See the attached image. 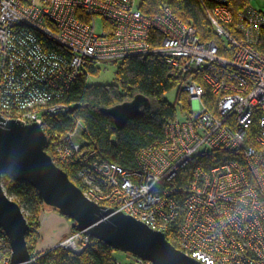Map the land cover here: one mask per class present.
<instances>
[{
	"label": "built area",
	"instance_id": "built-area-1",
	"mask_svg": "<svg viewBox=\"0 0 264 264\" xmlns=\"http://www.w3.org/2000/svg\"><path fill=\"white\" fill-rule=\"evenodd\" d=\"M198 1L216 41H201L166 4L146 14L140 0H0V116L38 123L88 200L164 233L183 254L264 264V11L247 4L234 16L229 0ZM141 56L173 69L186 108L123 168L104 158L62 98L88 66ZM66 117L73 127L59 136L49 119ZM73 236L59 247L81 254L97 242ZM11 255L0 227V264Z\"/></svg>",
	"mask_w": 264,
	"mask_h": 264
},
{
	"label": "trees",
	"instance_id": "trees-1",
	"mask_svg": "<svg viewBox=\"0 0 264 264\" xmlns=\"http://www.w3.org/2000/svg\"><path fill=\"white\" fill-rule=\"evenodd\" d=\"M168 5L177 17L187 24L193 26L201 41H216L214 31L210 21L205 15L198 0H140V9L146 14L160 12L163 5ZM248 4V0H229L228 6L234 16L240 9ZM47 48H58L46 38L41 37ZM258 49L264 54V31ZM115 83L109 85H88L83 75L76 79L69 91L62 98L64 103L71 104L76 116L81 119L87 128V137L95 141L103 153L104 158L116 162L120 166L131 167L134 164L135 152L146 146H150L164 137V126L167 120L177 117L176 106L182 105L186 108V97L178 92L176 103L172 104L165 99L166 94L174 90L179 83L174 76L173 69L158 56L130 57L116 63ZM88 70L95 72L94 66H88ZM144 95L148 98V103L141 107V114L126 122L122 130L114 124L113 117L108 114L110 107L119 105L123 102H130L135 95ZM52 130L63 134L67 129H71L72 121L66 118L58 120L49 119ZM59 134V136H61ZM49 144L46 150L51 154L53 160L54 150L52 140L48 134ZM71 178L78 182L76 171L56 161ZM2 185L7 196L15 199L20 206L27 207L36 217L37 223L35 231H32V222H28L29 231L27 232V246L31 256L33 248L30 244L39 243V217L37 214L41 208H46L39 194L35 189L22 181H13L9 176H4ZM47 209V208H46ZM73 226V225H72ZM74 227V226H73ZM75 228V227H74ZM31 237V238H30ZM171 243L174 241L168 237ZM177 246V244H175ZM116 251L106 243L97 240L92 247H87L81 254L69 252L65 249L53 250L43 254L32 264H118L112 254ZM123 264V263H121Z\"/></svg>",
	"mask_w": 264,
	"mask_h": 264
},
{
	"label": "water",
	"instance_id": "water-1",
	"mask_svg": "<svg viewBox=\"0 0 264 264\" xmlns=\"http://www.w3.org/2000/svg\"><path fill=\"white\" fill-rule=\"evenodd\" d=\"M144 95L110 107L119 130L138 117L147 104ZM49 138L41 126L0 116V227L10 240L11 264H32L26 235L29 224L21 206L11 200L2 185L4 176L30 184L47 209L72 220L79 232L113 247L116 251L152 264H202L183 254L164 233L153 230L130 215L114 212L86 198L82 188L46 150Z\"/></svg>",
	"mask_w": 264,
	"mask_h": 264
},
{
	"label": "rangeland",
	"instance_id": "rangeland-1",
	"mask_svg": "<svg viewBox=\"0 0 264 264\" xmlns=\"http://www.w3.org/2000/svg\"><path fill=\"white\" fill-rule=\"evenodd\" d=\"M248 5L255 8L256 10L259 11H264V0H248ZM96 29L95 32L99 35H102L104 33V28L105 25L103 23V20L101 18H96L95 21ZM116 63H108V64H102L98 65L97 69L95 72L91 70H87V74L85 76V81H87L88 85H109L112 83H115V73H116ZM178 92V88L176 87L174 90L166 94L165 99L169 100L170 103L175 104L176 103V94ZM176 111L177 115L179 118L184 117V110H182V105H177L176 106ZM54 150V149H53ZM55 152V150H54ZM54 158L56 160V156L54 154ZM61 164L69 167L70 164L64 163L62 160L57 159ZM56 160V161H57ZM10 197V196H9ZM11 200L15 202V199L10 197ZM18 203V202H17ZM24 217H26L27 222H32V231L31 233L33 234V231H35L37 223L36 217L33 216L32 212L27 208L21 206ZM50 216V217H49ZM37 217H39V229L44 228V230L47 232L49 235L47 240H43V245L44 242L47 241V243L53 244L51 245L48 249H43V250H38V244L35 247V244L33 241V244H30L31 248H33L32 251V256L31 260L34 262L35 260L39 259L43 255V253H49L50 251L53 250H59L61 249L59 246L62 242L65 241H72V239H76L75 232L77 231L72 225L73 222L72 220L68 219L65 216H62L61 214L59 215L57 212L46 209V208H41L39 213L37 214ZM44 217L48 218L47 222H44L43 225L41 224V221H44ZM54 229V232L52 231ZM40 232V230H39ZM31 238V237H30ZM40 241V240H39ZM42 242V241H41ZM48 246V245H47ZM58 246V247H56ZM112 257L116 260L119 261L123 264H133V262L136 260V258L130 256L129 254H125L120 251H114L112 254ZM34 259V260H33Z\"/></svg>",
	"mask_w": 264,
	"mask_h": 264
},
{
	"label": "crops",
	"instance_id": "crops-1",
	"mask_svg": "<svg viewBox=\"0 0 264 264\" xmlns=\"http://www.w3.org/2000/svg\"><path fill=\"white\" fill-rule=\"evenodd\" d=\"M50 217V216H49ZM48 218L44 217V221L42 220L41 221V224L43 225L44 222H47ZM52 231L54 232V229H52ZM48 234L47 232L44 230V228L40 229V241H39V244H38V250H43V249H48L51 245L53 244H50V243H47V241L44 242V245H43V240H47L48 238ZM42 241V242H41ZM48 245V246H47Z\"/></svg>",
	"mask_w": 264,
	"mask_h": 264
}]
</instances>
